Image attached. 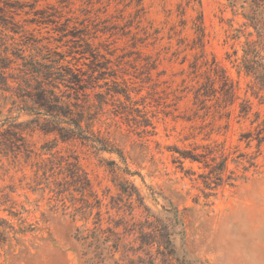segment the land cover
<instances>
[{"label":"rangeland","instance_id":"obj_1","mask_svg":"<svg viewBox=\"0 0 264 264\" xmlns=\"http://www.w3.org/2000/svg\"><path fill=\"white\" fill-rule=\"evenodd\" d=\"M254 25L264 0H0V133L15 122L23 143L0 150V264H264ZM38 86L83 110L93 140L42 130Z\"/></svg>","mask_w":264,"mask_h":264},{"label":"trees","instance_id":"obj_2","mask_svg":"<svg viewBox=\"0 0 264 264\" xmlns=\"http://www.w3.org/2000/svg\"><path fill=\"white\" fill-rule=\"evenodd\" d=\"M6 5V3H4ZM253 28L256 30V33L259 37L258 40L256 41H247L245 43V47L243 49V56H242V62L243 66L246 69H251L254 71V73L257 71V62L255 61V56L259 52L257 47L259 49L263 48L264 46V28L258 26H253ZM3 53V52H2ZM11 62V58H9L6 54H0V84L3 86L8 87L9 84L7 83L8 77H11L10 75L6 74L7 69H9V64ZM30 80V78H27ZM64 79V78H62ZM69 83H72L73 81H80L72 73V78L68 77L67 78ZM34 93L27 94L28 96L31 97L33 103L37 106L38 111L43 110L45 111L44 114H47L51 116L54 120H61L62 122L65 123V125L57 124L54 123L51 119L46 121L48 127H42L41 129L49 132L53 131L59 137L61 138H69V137H75V138H80L82 140H93L92 139V133L89 131L88 127L90 126L89 122H87V127L86 129H82L81 125V119L84 117L83 110L79 111H73L72 107L70 104L63 102L62 99L54 95L53 91L47 90L46 88H41V87H34ZM73 104V106H75ZM76 107V106H75ZM249 109L248 105H243L242 108L240 109V113L242 114H247V111ZM37 115L41 114V112H37ZM89 119V117H87ZM64 120V121H63ZM17 123L9 124L8 125V130H5V133L9 136L6 137L5 135L3 136V133H0V150H12V148H19L22 146L23 143H19V141L22 140V136L19 135V127L16 126ZM13 139V140H11ZM99 144H101L102 148L106 149L108 148L107 143H103L102 141H97ZM16 149V150H17ZM180 156L183 157V159H190L191 161H197L201 162V154L199 153H189V152H183L180 151ZM203 161L206 163L205 165L207 166V162L203 159ZM70 165L72 166V172L71 176H74V181H79V180H86V187L84 189H87L89 187V180L86 179L84 176L83 172L81 171L82 169L78 165V162H70ZM225 170V159L221 160V162L216 165L215 168H213V171H218L217 175H220L222 171ZM211 172V173H212ZM221 177V176H218ZM217 178V177H216ZM83 190V189H82ZM9 229V230H8ZM13 230V227L9 225L6 219L0 217V245L6 240V235L10 233V231ZM168 236H164L166 238V242H168L167 239Z\"/></svg>","mask_w":264,"mask_h":264}]
</instances>
